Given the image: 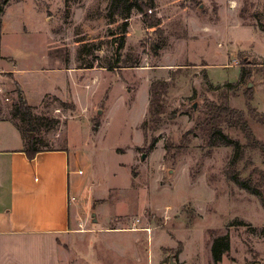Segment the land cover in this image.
Instances as JSON below:
<instances>
[{
    "label": "rangeland",
    "instance_id": "374dc122",
    "mask_svg": "<svg viewBox=\"0 0 264 264\" xmlns=\"http://www.w3.org/2000/svg\"><path fill=\"white\" fill-rule=\"evenodd\" d=\"M109 2L53 0L54 6H40L51 22L31 4H13L8 12L4 51L20 68H34L27 76L32 100L56 83L67 96L64 73L41 68L49 31L50 52L64 58H52L55 66L96 65L70 75L71 99L47 95L34 108L48 117L39 129L45 146L72 147L71 218L77 223L65 240L64 264H264L260 149L247 146L237 128H224L241 145L233 167L257 187L251 193L226 175L233 146H210L188 131L205 101L225 100L243 110L253 136L264 142V121L245 103L249 87L251 104L264 113V0H154L155 8L147 9L160 18L154 26L133 8L120 50L124 66L116 68L100 66L113 60L125 21L108 14ZM227 7L249 27L238 26ZM2 65L0 118L10 117L18 100L14 73ZM241 67L247 71L242 79ZM155 79L168 81L164 111L153 128H144ZM49 118L55 120L49 124ZM223 233L229 250L214 262L210 244Z\"/></svg>",
    "mask_w": 264,
    "mask_h": 264
},
{
    "label": "crops",
    "instance_id": "0c3cea01",
    "mask_svg": "<svg viewBox=\"0 0 264 264\" xmlns=\"http://www.w3.org/2000/svg\"><path fill=\"white\" fill-rule=\"evenodd\" d=\"M58 1L62 3L64 0ZM13 4H20L21 9L24 4H31L37 13L43 10L50 22L48 10L40 6L45 4L54 6L53 0H10L2 16L0 38L2 66L14 73L28 103L33 106L41 104L47 95H54L63 101L71 99L72 89L75 90L76 85L70 84V75L80 69L95 70L93 68L96 65L55 66L52 58L63 60L64 58L60 52L55 54L50 52L49 31L44 49L46 64L41 68L45 73H64L62 84L67 81V96L60 94L59 85L56 83L55 88H42L38 98L32 100L30 98L32 88L27 76L34 72L32 71L34 68H20L18 61L4 51L5 35L11 24L8 12ZM227 9L233 12L235 19L236 10L228 7ZM235 23L240 27H249L240 23L239 16ZM78 93L80 95V91ZM71 149L72 147L45 149L31 158L24 151V139L14 121L10 117L0 118V264H64L67 254L65 240L77 223L76 215L73 220L71 218ZM72 153L79 157L77 151ZM78 171L83 172V169L79 168ZM78 210L79 206L75 212L78 213Z\"/></svg>",
    "mask_w": 264,
    "mask_h": 264
},
{
    "label": "trees",
    "instance_id": "16d2710c",
    "mask_svg": "<svg viewBox=\"0 0 264 264\" xmlns=\"http://www.w3.org/2000/svg\"><path fill=\"white\" fill-rule=\"evenodd\" d=\"M9 2L10 0H0V38L2 16ZM155 6L154 0H110L108 4V14L113 17L119 16V18H124L125 21L123 22V31L120 35L121 37H119V40L116 43L117 46L115 48L113 60L100 66H107L109 68L124 66L123 64H119V62L122 57L120 50L125 43V33L127 32L129 19L128 16L130 15L132 9L136 8L143 14L147 26L158 25L160 18L154 14L147 13V9L152 11ZM66 60H69L68 56L66 57ZM94 65L95 61L89 60L87 63L79 66L91 67ZM246 72L247 71L241 67L239 78L242 79ZM226 83L230 84V82ZM167 86L168 81L166 79H155L150 82L147 118L144 120V128H153V123L156 124L160 120L159 116L164 111L161 96L164 92H166ZM16 92L18 100H16L10 111V119L14 121L22 134L24 139V151L32 158L41 150L52 149L48 147V145L45 146L47 141L45 140L44 135L40 133L43 121L46 120L47 116L36 115L34 113V108H36V106L28 103L24 91L18 83L16 86ZM245 98L248 113L255 119L264 121V113L258 111L250 102L253 98V94L252 89L249 87L245 90ZM49 120L50 121L48 122L51 124V122L55 119L49 118ZM225 127H233L242 131L246 138V145L251 148H259L261 155L264 158V142L253 136V132L247 123L243 110L230 107L225 100L221 102L212 100L205 101L200 113L196 116L193 126L188 131H196L199 133L200 137L210 146L221 144L233 146L234 150L232 159L229 163H227L225 169L227 177L235 182L239 187L244 188L251 193H257L258 189L252 185L250 178L241 177L236 174V168H234L233 165L236 160L240 158L239 149L241 145H238V143H236L233 138L225 132ZM30 130H38L39 132L36 131V133L30 134ZM229 246L230 241L227 233L213 236L210 244L212 260L214 262H219L222 259L223 254L229 250Z\"/></svg>",
    "mask_w": 264,
    "mask_h": 264
},
{
    "label": "water",
    "instance_id": "95a60500",
    "mask_svg": "<svg viewBox=\"0 0 264 264\" xmlns=\"http://www.w3.org/2000/svg\"><path fill=\"white\" fill-rule=\"evenodd\" d=\"M95 215V213H93ZM169 264H176L173 260H170Z\"/></svg>",
    "mask_w": 264,
    "mask_h": 264
},
{
    "label": "built area",
    "instance_id": "2783aa9c",
    "mask_svg": "<svg viewBox=\"0 0 264 264\" xmlns=\"http://www.w3.org/2000/svg\"><path fill=\"white\" fill-rule=\"evenodd\" d=\"M150 10V9H149ZM0 92H3V89H2V87L0 86ZM80 171H82V170H80Z\"/></svg>",
    "mask_w": 264,
    "mask_h": 264
}]
</instances>
